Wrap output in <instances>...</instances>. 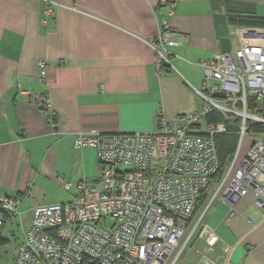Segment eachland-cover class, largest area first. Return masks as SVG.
Returning a JSON list of instances; mask_svg holds the SVG:
<instances>
[{
  "label": "crops",
  "instance_id": "crops-1",
  "mask_svg": "<svg viewBox=\"0 0 264 264\" xmlns=\"http://www.w3.org/2000/svg\"><path fill=\"white\" fill-rule=\"evenodd\" d=\"M53 1L60 5L44 25L47 0H0V196L16 194L22 212L6 216L1 238L12 217H32L45 203L51 182L65 189L60 178L71 182V198L80 182L100 184L98 151L76 147V132H149L160 115L173 120L202 110L195 88L205 69L196 62L239 45L228 12L264 18V0H173V8L161 0ZM164 21L178 31L173 50L181 57L173 58L176 69L160 73L148 40ZM45 99L57 129L41 106ZM212 121L206 117L197 131ZM254 199L249 193L232 205L221 196L206 223L222 243L211 247L202 239L189 264L203 254L217 262L224 257L222 264H264V217Z\"/></svg>",
  "mask_w": 264,
  "mask_h": 264
},
{
  "label": "built area",
  "instance_id": "built-area-1",
  "mask_svg": "<svg viewBox=\"0 0 264 264\" xmlns=\"http://www.w3.org/2000/svg\"><path fill=\"white\" fill-rule=\"evenodd\" d=\"M160 4L176 5L173 0ZM56 5L60 3L47 0L44 25L54 17ZM230 29L239 40L234 52L196 62L205 69L203 85L195 88L205 101L202 110L173 120L160 115L156 129L149 132L75 133L76 147L98 151L101 182L78 183L68 202L36 206L15 264H178L196 235L211 247L222 243L215 229L203 223L207 207L220 194L234 205L253 193L264 217V134L251 132L254 125L264 124V111L248 109L250 100L264 103V26L231 24ZM177 35L164 21L148 40L160 73L176 69L173 58L181 57L173 50L180 44ZM40 66L43 79L47 63ZM44 107L57 129L48 99ZM215 112L225 120L197 131V125ZM234 131L239 136L237 151L218 176L216 138ZM247 135L252 142L238 162ZM60 179L67 189L73 188ZM209 187L215 189L212 200L194 220L200 196ZM20 203L16 194L0 196V226L6 216L22 214ZM232 251H226L228 262ZM196 264L219 263L203 254Z\"/></svg>",
  "mask_w": 264,
  "mask_h": 264
},
{
  "label": "rangeland",
  "instance_id": "rangeland-1",
  "mask_svg": "<svg viewBox=\"0 0 264 264\" xmlns=\"http://www.w3.org/2000/svg\"><path fill=\"white\" fill-rule=\"evenodd\" d=\"M244 26H246V25H244ZM263 105H264V103H261L255 109L259 110L261 107V109L264 111ZM219 141H220L221 152H222L223 156H225L227 159L225 161V164L223 165V168H225L227 166V164L230 162L233 155L237 151L239 136H238V134L221 135L219 138ZM251 142H252V136L247 135L245 138V141L243 143V146L241 148L238 162H240L241 158L245 155L247 149L251 145ZM119 169L124 170V166L119 165ZM214 191H215V189H213L212 187L208 188V193H207V196L205 198V201L202 204L201 208L198 210L197 214L195 215L194 220L201 215V213L204 211V209H206L209 202L212 200V196L214 194ZM44 196H45V200H43V202H45L44 204L64 203V202H68L72 199L70 191L65 189L62 185H58L56 182H51V185L48 189V194H47V196L46 195H44ZM218 200H221V194L216 196L211 201L209 206L207 207L205 214H204L203 223H206V221L208 220V217L211 214V212L213 211L215 203ZM30 217L31 216H23L22 220L19 217H12L11 220L9 221L8 225L4 229V231H6L5 234L1 233L2 237L6 240L0 242V264H14L15 258H16L15 255H16V251L18 249V245L20 244V242L24 238V235L26 232L25 226L28 222H31ZM190 227H191V225H189L187 230H189ZM197 237H198L197 235H196V237L194 236L192 242ZM200 238L201 237H199V239L197 240V243H195V246L192 247L191 246L192 243H191L185 248V250L181 254V257L178 261V264H189L193 259H195L197 257V255H199L197 253V249L199 247H201V245H203L202 238L201 239Z\"/></svg>",
  "mask_w": 264,
  "mask_h": 264
},
{
  "label": "trees",
  "instance_id": "trees-1",
  "mask_svg": "<svg viewBox=\"0 0 264 264\" xmlns=\"http://www.w3.org/2000/svg\"><path fill=\"white\" fill-rule=\"evenodd\" d=\"M228 16H229L230 22L232 24L249 25V26H264V18L258 17L254 13H247V12H241V11H229ZM44 102H45V100H44ZM44 102L41 105L43 107H44ZM257 106H258V104L256 102H254L253 100H250L248 109L250 111H256L255 108H257ZM206 117L209 118L210 120H213V121L225 120L224 117L220 113H217V112L212 113V114H208ZM54 121L57 122V116L56 115L54 117ZM233 130H235V129L233 128ZM251 132L264 134V124L254 125L253 127H251ZM227 134H236V132L234 131V132L227 133ZM222 135H226V134H222ZM220 136L221 135L217 136V138H216L219 158H220V162H221V168L217 174L218 176H220L222 174L223 169H224L223 165L225 164V161L227 160L226 157L223 156L221 149H220V141H219ZM206 196H207V193H203L200 196V199L198 201V204H197V207H196V210L194 213V217L197 214L198 210L201 208L202 204L204 203ZM8 216H10V215H8ZM4 240H6V239L0 237V242H2Z\"/></svg>",
  "mask_w": 264,
  "mask_h": 264
},
{
  "label": "water",
  "instance_id": "water-1",
  "mask_svg": "<svg viewBox=\"0 0 264 264\" xmlns=\"http://www.w3.org/2000/svg\"><path fill=\"white\" fill-rule=\"evenodd\" d=\"M223 259H224V257L219 258L218 263L222 264L223 263Z\"/></svg>",
  "mask_w": 264,
  "mask_h": 264
}]
</instances>
